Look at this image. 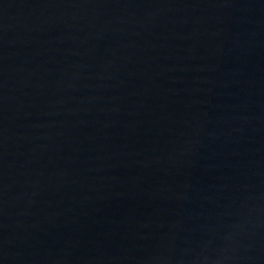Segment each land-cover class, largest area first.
<instances>
[{
  "label": "water",
  "instance_id": "95a60500",
  "mask_svg": "<svg viewBox=\"0 0 264 264\" xmlns=\"http://www.w3.org/2000/svg\"><path fill=\"white\" fill-rule=\"evenodd\" d=\"M0 264H264V0H0Z\"/></svg>",
  "mask_w": 264,
  "mask_h": 264
}]
</instances>
